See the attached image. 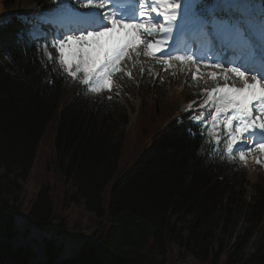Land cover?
<instances>
[{"label":"trees","instance_id":"obj_1","mask_svg":"<svg viewBox=\"0 0 264 264\" xmlns=\"http://www.w3.org/2000/svg\"><path fill=\"white\" fill-rule=\"evenodd\" d=\"M39 2L42 7L50 3ZM25 26L15 16L0 24V220L9 226L17 220L19 180L28 177L38 144L56 117L57 156L64 181L73 187L69 198L83 200L88 211L103 216V227L93 233L94 246L61 260L59 246L44 247L40 256L16 245L9 227L0 237V264H172L171 246L178 249L179 259L190 256L197 264H264V242L248 251L264 227V189L253 202L241 197L243 184L251 183L247 170H236L224 151L215 152L216 136L207 125L201 134L191 111L166 122L173 104L167 102L164 111L151 104L136 139L125 131L117 138L128 120L112 110L113 99L85 93L57 57L51 64L41 60L37 46L18 35ZM143 136L151 144L114 181L106 213L104 190L131 160L126 151ZM52 191L45 184L36 193L27 216L32 227L55 217ZM240 214L246 226L229 246L226 237ZM108 253L121 256L111 259Z\"/></svg>","mask_w":264,"mask_h":264},{"label":"snow or ice","instance_id":"obj_2","mask_svg":"<svg viewBox=\"0 0 264 264\" xmlns=\"http://www.w3.org/2000/svg\"><path fill=\"white\" fill-rule=\"evenodd\" d=\"M65 4L67 10L60 16L44 20L47 31L35 29L32 39L41 47L51 46L56 50L58 62L63 65L67 76H82V83L93 93L109 89L113 73L120 71L121 61L129 49L137 46V41L145 42L149 55L160 53V63L167 66L176 60L181 64H198L222 72L211 71L207 75L212 80L225 81L224 86L214 87L206 93L200 109H214L212 119L217 114H225V139L229 152L238 145L239 159L246 161V153L258 151L264 156V37L257 54L255 45L239 20L221 19L215 9H207L208 18L197 12L196 4L203 0H134L127 9L115 7L114 0H56ZM225 5L236 0H217ZM76 4V9L70 7ZM83 9L81 12L79 9ZM192 15L203 32L209 52L204 55L189 50L187 53L172 51V33L175 28L182 30L178 18ZM151 23H148V22ZM111 45V46H108ZM240 51L248 66L237 64L230 53ZM200 73L197 66L193 78ZM238 78L243 87H230L227 81ZM251 80V82H250ZM110 90V89H109ZM219 105V106H217ZM192 109L190 119L201 126L205 121L203 111ZM191 132V129H189ZM196 135V133H192ZM257 160V163H261ZM10 227L13 242L18 246L43 248L48 245L82 249L91 246L87 240H73L67 237L43 234L34 230L24 218L14 220L9 226L0 220V237Z\"/></svg>","mask_w":264,"mask_h":264},{"label":"rangeland","instance_id":"obj_3","mask_svg":"<svg viewBox=\"0 0 264 264\" xmlns=\"http://www.w3.org/2000/svg\"><path fill=\"white\" fill-rule=\"evenodd\" d=\"M2 1L4 2L2 3ZM36 8H38L37 0H0V19L9 14L17 13L20 9L28 10ZM22 17L24 19L26 18L25 15H22ZM39 21L40 20H38V22ZM36 26L37 25L34 27L36 28ZM51 50L54 51L55 57H58L56 50L51 46H48L45 49L41 47L43 60L50 64L53 63L54 60ZM134 52H137V54L135 55ZM139 60H144L143 68L137 66V61L139 62ZM159 61V57L155 55L149 56L147 48L143 49L140 42L137 41V46L129 49L124 60L121 61V70L113 73V76L109 81L110 90L104 89L98 93H93L91 91L88 92L92 95H101L110 97V99L112 98V110L119 115L126 116L128 124L121 126L117 132V138L122 139L126 133L128 134L130 132L131 139L135 140L137 132L142 128L140 122L147 117L148 113L146 110L147 108L150 109L151 104H155L158 109L164 111L165 104L170 102L174 106L172 113L184 114L187 110L191 108L197 109V106H200H193V103L190 102L191 100H194L193 102L199 101L201 103L206 99L207 91H210L217 86H224L225 81L220 79L212 80L207 75V73L214 70L222 72V69L217 70L198 64H181L176 60L169 61V64L165 66ZM133 65H135V67ZM197 66L200 67V73L196 74V78L194 79L193 71ZM78 77L79 79H82V76L79 74ZM78 82L80 83V81ZM227 83L230 87H243L242 82L238 78L234 80L229 79ZM75 85H77V82ZM172 113L166 122L174 119ZM225 119V114L220 113L217 114L215 121L213 119L209 121L211 131L216 136L218 133H221V129L226 133ZM56 122V117L50 119L46 132L38 144L37 155L28 177L24 181L19 180L22 186V207L17 215V220L24 218L29 224L27 216L34 202L36 193L43 185L48 184L53 190L52 194L54 199L55 217L49 223L41 227L33 226V229L43 234H54L73 240H88L91 242V245L94 246L93 233L97 229L103 227V221L100 220L103 216L99 217L96 213L88 211L84 206L83 200H80L79 202L70 200L68 192L71 190L73 191V187L69 182L66 183L63 179L66 174L64 173L57 156ZM150 144L151 140L143 136L137 144L133 145L128 151H126V157H131V160L127 162L124 169L119 170L115 179L107 185L103 193V207L106 213L110 204L111 188L113 187L114 181L119 180L125 175V172L129 170L139 157L149 148ZM225 144H227V141H225ZM237 147L238 145L234 146L233 150H236ZM248 156H246V161H241L238 152H236V156L232 158L237 161L236 170L237 168L246 169L247 178L251 181V183L243 184L245 191L241 192L240 195L243 199L246 198L250 202H253L257 191L264 189V156L258 151H253L250 156ZM257 160H261L262 162L257 163ZM238 216L239 217H234V222L237 221L238 223L237 226L234 229L233 222L231 225L232 229L229 233L230 235L227 236L225 240L229 246L232 245L238 233L243 232V228L246 226L245 219L241 214ZM106 225H110L109 220H107ZM263 242L264 227H260L252 241L249 243L248 251H255V249L262 245ZM215 245H217V243ZM60 248L61 253L59 260L72 256L80 250L71 247ZM87 248L83 249L87 250ZM94 248L97 249L96 246ZM33 249L39 253L40 256H44V247ZM169 252L171 256V258H169L172 264H197L190 256L186 257L184 260L179 259L178 249L174 246H171ZM156 255L160 262L161 257L159 254ZM106 256L111 259H116V257H120L121 254L117 253L115 254V257L113 254L108 253Z\"/></svg>","mask_w":264,"mask_h":264},{"label":"bare ground","instance_id":"obj_4","mask_svg":"<svg viewBox=\"0 0 264 264\" xmlns=\"http://www.w3.org/2000/svg\"><path fill=\"white\" fill-rule=\"evenodd\" d=\"M37 19L38 20H43V19H45V15H39V16H37ZM189 30H192L191 28H189ZM172 38H174V37H172ZM133 50V49H132ZM131 50V51H132ZM138 50V49H137ZM134 51V50H133ZM129 53H131V52H129ZM135 53V55L137 54V52H134ZM136 58V57H135ZM135 58H134V60H135ZM138 58V57H137ZM128 60V59H127ZM144 61V60H143ZM142 60H139V62L141 63H139L138 61H137V63H138V65L137 66H140L141 68H143L144 67V62H143ZM129 65H130V63H129ZM134 67H135V65H133ZM137 69V68H136ZM146 70H147V68H146Z\"/></svg>","mask_w":264,"mask_h":264}]
</instances>
